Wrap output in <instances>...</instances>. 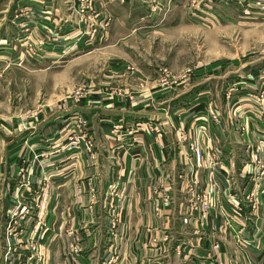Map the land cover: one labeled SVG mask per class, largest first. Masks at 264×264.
Masks as SVG:
<instances>
[{
  "label": "crops",
  "instance_id": "crops-1",
  "mask_svg": "<svg viewBox=\"0 0 264 264\" xmlns=\"http://www.w3.org/2000/svg\"><path fill=\"white\" fill-rule=\"evenodd\" d=\"M76 1L0 0V67L33 74L47 68L53 74L46 113L1 119L0 264L6 214L27 160L34 174L26 195L45 187L53 192L46 230L39 236L42 264H106L113 253L117 264H264V179L256 176L249 158L259 151L264 159L263 66L252 62L228 72V64L219 62L195 70L191 83L173 90L159 88L156 76L147 71L127 77L126 84L111 83L114 73L127 65L135 68L114 55L125 53L121 48L135 35L167 36L180 22L198 24L200 12L232 21L242 14L244 3L263 0H88L89 8L105 7L107 13L87 19L90 11L77 14ZM194 2L197 5L189 8ZM84 21L99 22L98 27L107 22L109 29L91 33ZM127 47L138 49L132 43ZM144 67L158 69L150 60ZM235 73L238 78H231ZM141 80L148 84L140 92L133 84ZM79 86L89 91L78 102L66 98ZM74 116L87 122L92 157L51 154ZM138 123L151 127L140 144L121 128ZM201 124L224 171L217 177L207 221L197 217L184 225L187 200L177 176L184 169L187 148L178 133L195 135ZM251 194L254 207L247 200ZM232 197L241 207L238 214ZM111 215L116 216V230L110 227ZM32 227L15 250L20 264L28 260V245L36 239Z\"/></svg>",
  "mask_w": 264,
  "mask_h": 264
},
{
  "label": "rangeland",
  "instance_id": "rangeland-1",
  "mask_svg": "<svg viewBox=\"0 0 264 264\" xmlns=\"http://www.w3.org/2000/svg\"><path fill=\"white\" fill-rule=\"evenodd\" d=\"M215 1L220 2L223 0ZM244 4L242 14H239L232 21L209 18L200 12L199 16L201 19L197 22L198 24L180 22L175 28L171 29L173 31L167 33V36L149 35L148 38H141L135 35L130 41H125V47L121 48L125 53H114V55L116 57L119 56L118 58L121 60L134 63L135 68L127 65L118 74L114 73V80L111 81L112 85L116 81H124L126 84L127 77L135 73L143 75L147 71L149 74L151 72V74L156 76L159 88L164 76L168 75L169 78L171 77L169 83L163 89L173 90L178 85L191 83L195 77V70L201 68L208 70L219 62L228 64V72L236 71L240 66L252 62L257 67L263 66L264 68V0L251 6L247 3ZM196 5L197 2H194L189 8H194ZM199 7L201 8L200 5ZM74 9L76 12L82 10L79 3L78 7ZM155 10L157 8L153 9V11ZM88 11L90 12L86 14V19L88 15L95 18L107 13L105 7L97 11L95 7H90L84 8L82 14ZM94 21L96 22V20ZM84 22L91 33H94L98 28L97 34L100 35L101 32L99 33V30H103L102 28L109 29L107 22H104L103 27H98L100 25L99 22L96 23L97 26L93 21L92 23L89 22V24L86 21ZM131 43L138 48L136 52H134V49H128L127 46L131 45ZM28 55L31 57L33 54L30 53ZM108 56L109 54H105L103 57L106 59ZM149 60L155 68H158L157 70H150L144 67ZM101 64L105 67L104 70L108 69L106 68L107 63L105 64V61ZM44 69L33 74L21 68H8L6 65L0 67V124H3L2 120L5 121L6 118L12 119L19 115L31 114L34 111L47 112L49 107L46 104L49 97H52L48 96V93L51 92L48 90L49 83L51 82L49 81V77L51 79L53 74ZM102 69L100 67V70ZM57 74L59 75L60 72L54 76H57ZM237 74H233L231 78H238L236 77ZM38 76L41 79L37 80ZM120 77L124 78L120 79ZM146 84H148L146 80H141L133 85L136 86L137 91L141 92L145 90ZM38 88L40 91L39 95ZM120 90L116 93H120ZM86 91L89 90L86 88ZM86 91L85 87L79 86L66 98H71L75 102H78L80 96L85 94ZM121 93L125 96L129 94L124 93L123 90H121ZM21 182L22 180L16 186L20 185Z\"/></svg>",
  "mask_w": 264,
  "mask_h": 264
},
{
  "label": "built area",
  "instance_id": "built-area-1",
  "mask_svg": "<svg viewBox=\"0 0 264 264\" xmlns=\"http://www.w3.org/2000/svg\"><path fill=\"white\" fill-rule=\"evenodd\" d=\"M82 10L77 14L83 13L84 8H89L88 0H77ZM96 32V31H95ZM34 54V53H33ZM168 75L161 80V87L164 88L169 83ZM263 96H259L258 101L262 102ZM124 128L125 135L133 142L140 144L145 134L150 133L151 127L145 123L132 124ZM181 142L186 146V160L184 169L177 176V180L183 183L184 194L187 200V216L183 218L184 225L191 223L192 219L199 217L206 222L209 218L212 204V192L218 187L217 177L224 171L221 156L215 149H210L207 140V130L204 125H200L195 135L190 136L188 133L181 131ZM94 145L89 133L87 122L78 118L71 117L67 120L66 134L60 142L58 148L51 154H62V158H78L81 153H87L89 157L93 156ZM37 158V157H36ZM250 165L254 167V173L260 179H264V159L259 151L251 152ZM38 163L39 161L36 160ZM19 173L22 176V182L17 185L13 192L14 202L10 206L6 214V228L4 232L5 254L4 264H20L15 258V250L17 246L23 244L25 233L28 228L33 225V233L36 239L29 243L30 256L23 264H42V251L39 244V236L46 230L45 218L48 211V199L53 194L47 187L39 190L30 196L27 191L33 181V164L27 160L25 166H21ZM206 178V183L203 178ZM167 192L170 188L165 189ZM169 198H165L167 201ZM232 207L234 213H240L241 207L239 202L232 197ZM231 199V201H232ZM247 200L256 206L254 194L247 197ZM111 229L116 230L117 220L111 215ZM218 248V247H217ZM79 246L76 245L74 252L78 254ZM112 258H108L106 264H117L118 257L113 253ZM34 262V263H33Z\"/></svg>",
  "mask_w": 264,
  "mask_h": 264
}]
</instances>
